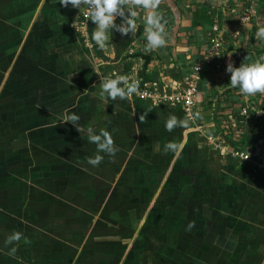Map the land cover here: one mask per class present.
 Returning <instances> with one entry per match:
<instances>
[{"label":"crops","instance_id":"obj_1","mask_svg":"<svg viewBox=\"0 0 264 264\" xmlns=\"http://www.w3.org/2000/svg\"><path fill=\"white\" fill-rule=\"evenodd\" d=\"M59 3L0 0V251L8 252L7 236L19 231L16 244L26 246L21 258L30 264H69L65 256L78 248L66 239L73 229L82 251L92 248L91 258L76 264H112L123 243L122 252L136 259L127 264H264V141L252 134L236 139L261 157L244 161L233 156L232 144L219 131L223 120L245 105L256 111L252 119L264 121V93L245 100L228 85L229 63L238 67L240 61L252 62L253 53L264 55L255 23L238 35L241 5L160 0L157 11L167 21L168 43L142 52L143 12L135 34L114 31L99 49L91 40L95 25L88 23V34L77 31L79 10ZM199 6L213 14L212 23L194 26ZM255 12L256 19L264 16V0ZM221 32L224 49L208 63L202 50L210 35ZM195 66L202 69L194 99L200 117L189 120L188 128L164 127L170 114L187 117L182 106H155L154 99L139 95L106 104L99 95L101 76L115 70L140 80V88L157 81L154 88L172 97L178 88L158 74L181 85ZM66 110L77 112L84 128L106 127L118 148L115 156H105L96 168L88 165L96 146L71 123L58 121ZM161 139L181 145L179 156L165 153ZM131 170L135 183L150 185L142 188L149 192L143 206L131 199L120 204L113 192L103 200L88 190L103 183L112 188ZM72 207L79 211L76 220L68 214ZM124 212L132 224L120 223ZM103 229L116 238L108 240ZM40 236L50 242L39 245Z\"/></svg>","mask_w":264,"mask_h":264},{"label":"clouds","instance_id":"obj_2","mask_svg":"<svg viewBox=\"0 0 264 264\" xmlns=\"http://www.w3.org/2000/svg\"><path fill=\"white\" fill-rule=\"evenodd\" d=\"M59 4L63 7L71 6L73 9H78L80 14L83 12L85 24L91 21L95 25L91 33V40L95 42L99 49L106 47L109 35L110 33L113 34L114 31L120 33L121 36L135 34L138 30L137 18L142 12L144 14L143 24L146 38L144 51L150 52L162 49L168 43V34L165 31L167 21L157 11L160 0H60ZM117 20H119V23H117ZM255 37L264 41V16H258L255 20ZM252 55L255 56L252 62H243L239 67L229 63L226 68V72L231 74L228 85L237 90L245 100L257 93H264V55H255L254 53ZM93 69L99 74L97 69ZM135 70L134 65L132 71L135 72ZM158 75L160 79L170 80L172 89L181 86L179 81L166 77L164 72H160ZM156 86L157 81H153V87ZM147 87L148 85L145 83L144 88L147 89ZM167 87L168 85H165V91ZM99 88V95L104 98L106 104L108 101L131 100L134 95H150L147 91H141L140 80L132 79L128 75L120 74L115 70L101 76ZM199 117L200 113L197 112L191 118L196 119ZM144 119L145 115H141L140 121L142 122ZM80 120L81 116L77 112L67 110L58 119L59 122L71 123L79 133H84L87 136L88 143L96 146L95 156L88 157L86 161L88 165L96 168L105 156H115L118 148L114 143L112 133L106 127H100L98 131L94 126L84 128L80 125ZM164 127L168 132H172L175 128H188L189 118H178L176 115L170 114L164 121ZM180 147L181 145L169 141L164 144L163 150L165 153L173 152L176 156H179ZM155 150L160 151L159 145L155 146ZM22 235L19 231H13L7 236L5 245H11L8 248L9 256H15L17 252L16 242L21 241Z\"/></svg>","mask_w":264,"mask_h":264},{"label":"built area","instance_id":"obj_3","mask_svg":"<svg viewBox=\"0 0 264 264\" xmlns=\"http://www.w3.org/2000/svg\"><path fill=\"white\" fill-rule=\"evenodd\" d=\"M220 2L221 5L227 4L231 0H216ZM237 4L239 3L242 10L239 12V25L241 30L238 31V35L243 33V29L253 25L256 20V5L259 0H235ZM220 5V7H221ZM213 9L216 7H212ZM248 18V19H245ZM85 17L83 12L78 16L76 22V28L82 34H88V24L84 23ZM90 22V21H89ZM216 25L218 24L215 21ZM224 32L220 34H212L209 37L208 42L204 46L202 52L207 62H212L217 55L224 49ZM146 44V39L140 41L141 51L144 50V45ZM202 69L200 66L193 67L192 71L184 76L183 83L177 89L176 93L172 97H167L158 92L153 86H148L147 89L141 88V91H147L150 93L148 96H140L144 100L154 99L155 103L161 104H172L177 106H182L186 108L187 117L190 121H195L192 119L195 115L196 102L195 97L198 92L197 84L199 81V74ZM249 106H241L239 109L238 116H235L233 112L228 115V118L222 122V130L227 135H232L238 139L252 134V136L263 137L264 136V121L261 118L252 119L250 116ZM232 154L236 158H240L244 161H255V158L261 157L257 154V151L246 150L242 144H238L234 147Z\"/></svg>","mask_w":264,"mask_h":264},{"label":"rangeland","instance_id":"obj_4","mask_svg":"<svg viewBox=\"0 0 264 264\" xmlns=\"http://www.w3.org/2000/svg\"><path fill=\"white\" fill-rule=\"evenodd\" d=\"M77 18H78V16L76 17L75 22H74V27H75L76 30H77V28H76V22H77L76 20H77ZM75 60H78V57L75 58ZM94 62L95 61H94L93 57L90 55L89 58H88V62L87 63L91 64V63H94ZM26 97L29 98V95H26ZM26 101L27 100H25V103H27ZM153 105H155V106L156 105L163 106V104H161V103H155V104L153 103ZM24 109H25L26 114L30 115L29 112L31 110V107L30 106L29 107L26 106V108H24ZM219 131L223 132L222 134H224L226 140H228L229 143L232 144V146L234 148V146L237 144L238 138L235 137V136H232V135L225 134L224 131L222 130V124H221V127H219ZM253 137H255L258 140L259 143L264 141V136L263 137L253 136ZM161 141H162V146L164 147V144H166L165 143L166 141H164L163 139H161ZM130 145L132 146L131 142H130ZM146 148L149 149L148 146ZM134 151H136L137 154H140L142 150L141 149H134ZM186 155H187V153L185 154V158L187 160ZM145 156L146 155H139L137 157L145 159ZM136 168L139 169L140 167L136 166ZM122 175H125V177H123V179L119 183H116L114 186H112V188L110 186H107L108 185L107 183H103L102 187H98L100 185L96 186L94 189L88 187V190L91 191L92 193H96L97 192L96 196H99L100 199H103V200H105L106 197H108L113 192V195L115 194L119 198L120 204L123 203V202H128V200L131 199V200H135V202L133 203V205L135 207L143 206L145 201H146V197L148 196L149 192L147 190H145L146 192H144V190H142V188H146V187L150 188V185H148L149 183H135L134 174H133L132 170L129 171L128 173H124ZM154 184L155 183H151V185H154ZM144 186H146V187H144ZM156 186H158V183H156L155 188H156ZM155 188H154V190H155ZM171 188H173V187H171ZM75 191H77V190L75 189ZM86 191L87 190H85V192ZM68 195L70 197H72L71 200H72V203H74L76 198H73V194H68ZM69 212H68V214H70V216L73 217V220H76V217H74L73 215H74V212H79V211L75 210V207H72V208H70ZM123 215H124V217L121 218L120 223H122L124 226H126L127 224H132L131 221L130 222L128 221L126 212H124ZM157 225H158V222L156 223V227H157ZM12 226H14V224H12ZM71 226H74V225L71 224ZM131 226H129V227L131 228ZM71 231H72L71 235L67 234L66 235V239L69 240L72 244L77 245L78 248L77 249H72V251L70 252V257L69 258H68L67 255L65 256V257H67L65 262H68L69 264H76L79 260H83V259H88L89 260L91 258V256H92V254H91V249H92L91 246L87 245V247H86L87 250L84 253V251H82V249L80 248L81 246L78 244V239L80 237L77 236L76 234H74V230L73 229ZM100 232H102L103 235H107L106 237L108 238V240L116 238L114 236L106 234L107 230L103 229V230H100ZM129 236L132 237L131 235H129ZM123 237H125V238L127 237L126 236V232L123 234ZM42 242H44V237L40 236L38 244L41 245ZM49 242H50V240L46 237V241L44 242V244L47 245V243H49ZM82 243H86V242L82 241ZM142 244H145V243H141L140 242V245H142ZM1 246L2 245H0V250L2 248ZM142 246H141V249L144 248ZM124 247H125V244L123 243L122 248L120 249L121 253L118 254V255H114L113 260H112V264H127L126 261L131 262L133 260H136V259H132L133 255L128 257V253L122 252V251H124ZM25 248H26V246H17V252H16L15 256H9L8 252H1L0 251V264H30L29 262H27L26 260L21 258V255L23 254ZM134 258H136V255H135ZM57 260H59V259H57Z\"/></svg>","mask_w":264,"mask_h":264},{"label":"trees","instance_id":"obj_5","mask_svg":"<svg viewBox=\"0 0 264 264\" xmlns=\"http://www.w3.org/2000/svg\"><path fill=\"white\" fill-rule=\"evenodd\" d=\"M213 14L207 9L202 8L201 6L197 7V9L194 12V26H200L201 22L203 23H212ZM241 61L238 62V67L240 66ZM250 110H252L250 108ZM239 112H235L234 115L238 116ZM256 115V111H251L250 116L253 117Z\"/></svg>","mask_w":264,"mask_h":264}]
</instances>
